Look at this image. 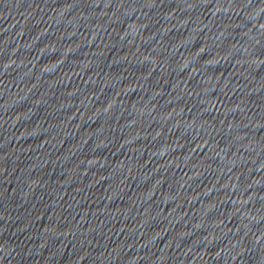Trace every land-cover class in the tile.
Here are the masks:
<instances>
[{
	"label": "water",
	"instance_id": "water-1",
	"mask_svg": "<svg viewBox=\"0 0 264 264\" xmlns=\"http://www.w3.org/2000/svg\"><path fill=\"white\" fill-rule=\"evenodd\" d=\"M0 264H264V0H0Z\"/></svg>",
	"mask_w": 264,
	"mask_h": 264
}]
</instances>
